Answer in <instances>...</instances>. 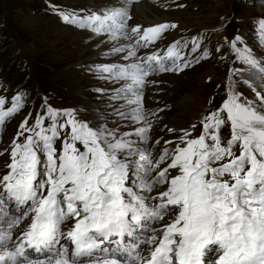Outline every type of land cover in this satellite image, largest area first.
<instances>
[{"label":"snow or ice","instance_id":"snow-or-ice-1","mask_svg":"<svg viewBox=\"0 0 264 264\" xmlns=\"http://www.w3.org/2000/svg\"><path fill=\"white\" fill-rule=\"evenodd\" d=\"M137 2L84 15L54 9L111 42L102 54L117 62L87 70L117 85L109 96L116 119L91 104L57 109L46 99L34 117L23 116L0 148V264H264V59L239 34L225 36L229 58L244 67L229 68L224 95L204 113L198 135L196 124L171 122L167 138H153L165 109L145 108L147 85L158 83L149 78L182 73L221 47L210 51L200 35L157 48L177 25L133 24ZM255 27L264 44V16ZM234 75L254 99L235 90ZM26 101L23 90L0 97V127Z\"/></svg>","mask_w":264,"mask_h":264},{"label":"rangeland","instance_id":"rangeland-1","mask_svg":"<svg viewBox=\"0 0 264 264\" xmlns=\"http://www.w3.org/2000/svg\"><path fill=\"white\" fill-rule=\"evenodd\" d=\"M0 1V52L3 49L8 50L12 60L17 61L16 65L24 80L31 76V79L27 80L30 82L29 89L41 90V95L32 90V99L28 91L15 86L12 76L0 67V97H4L6 101L10 100L13 93L8 89L9 85L27 93L28 100L24 109L30 108L29 111L33 115L35 112L31 108L37 107L36 102L43 104L46 99L48 104L57 109H80L91 104L107 114L108 119H116L111 115V105L116 102L109 101V96L110 89L117 85L99 79L87 70L88 66L93 64H89L86 58L98 49L99 45L94 42L100 37L63 22L54 11L55 9L77 15L90 14V9L100 1L93 0L94 2L87 6V0H9V9L4 6V0ZM141 1L149 4V9L154 15L150 20L157 18L178 25L177 30L169 29L163 34L156 44L157 48L165 49L173 40H178L183 35L190 38L201 34L204 28H213L221 30L217 35L219 39L239 34L253 54L264 59V44H261L255 27L256 21L264 16V0ZM135 4L133 3L131 8L132 14ZM132 16V23L135 24L136 19ZM221 17L230 19V22L221 26ZM215 32L208 33L212 46L213 42H216ZM208 48L215 52V48ZM144 51L147 50H141ZM229 56L209 57L193 64L182 73H161L149 78L157 80L158 83L147 85L144 91L145 108L165 109L162 120L152 132L153 138H165L168 133L164 125L170 124L173 118L178 119V123L184 128L196 124L198 127L193 135H198L199 121L204 113L218 106L224 95L229 68L244 67L234 56ZM13 70L16 72L15 76L20 75L15 65ZM233 80L236 83L235 90L242 93V96L255 98V93L240 81L239 76L234 75ZM94 88H102L105 91H91ZM210 97L213 98L211 108L208 106ZM106 104L110 106L106 108ZM88 114L80 112V117L84 118ZM22 119V114H17L5 126L0 127V148L7 145ZM3 161L4 157H0V171H3Z\"/></svg>","mask_w":264,"mask_h":264},{"label":"bare ground","instance_id":"bare-ground-1","mask_svg":"<svg viewBox=\"0 0 264 264\" xmlns=\"http://www.w3.org/2000/svg\"><path fill=\"white\" fill-rule=\"evenodd\" d=\"M99 1H100V3L98 5H94L93 9H90L91 11H97L100 8V6H103V5H106V4H109V3L117 2V0H99ZM93 2H94L93 0H87V6L90 3H93ZM87 10H89V9H87ZM132 12H133L132 15H134V17L136 19L135 22H134L135 24H137V23L140 24L141 23L144 26H146V25H153V24H156V23L163 22V21H161V20H159L157 18H155L154 20H150V19H152L154 17V15L151 12V10L149 9L148 2H143V1L140 2V0H138V2L134 5ZM150 14L152 16H150ZM102 40H103V37H100L96 42H94V44L99 45V47H98V49L95 52L90 53V55L86 58V59L89 60V62H88L89 64H93L94 65V64H102V63H106V62H117V57L104 56L102 54V50L105 47L110 46V44H111V42H109L108 45H105L104 43H102ZM171 122H175L178 127H184L183 125L178 123L179 121L176 118H173L171 120ZM169 135L170 134H167L165 138H167Z\"/></svg>","mask_w":264,"mask_h":264},{"label":"trees","instance_id":"trees-1","mask_svg":"<svg viewBox=\"0 0 264 264\" xmlns=\"http://www.w3.org/2000/svg\"><path fill=\"white\" fill-rule=\"evenodd\" d=\"M1 4L2 3L0 1V5ZM3 4H4V6H6V9H9L11 6L9 3V0H4ZM6 40H7V37H6ZM0 54H1L0 55V67L2 70L5 71V73L8 72V74L10 76H12V79H13L12 83H14V85L16 86L17 84L23 82L24 84H28L27 86H29L30 82L28 83V81H27L29 79H26V80L23 79V74L20 72L19 67L16 65L17 61L12 60V57H11L10 53H8V50L3 49L0 52ZM14 65L16 66V69L20 75H18V74L16 76L14 75V74H16L15 70H13ZM11 69H12V71H11Z\"/></svg>","mask_w":264,"mask_h":264}]
</instances>
